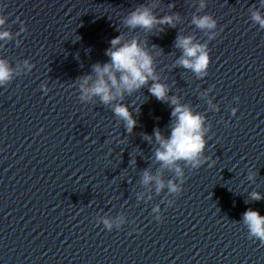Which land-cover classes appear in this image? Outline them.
<instances>
[{
  "label": "clouds",
  "instance_id": "9594fccd",
  "mask_svg": "<svg viewBox=\"0 0 264 264\" xmlns=\"http://www.w3.org/2000/svg\"><path fill=\"white\" fill-rule=\"evenodd\" d=\"M200 7H205L203 2ZM251 18L264 29V15L261 12L253 11ZM178 19V15L158 19L149 7L141 6L130 12L123 22L128 28L139 27L151 31L158 25L175 27ZM5 22V16L0 15V27ZM192 23L201 30H212L217 26L216 20L208 14L193 16ZM159 30L163 31L162 28ZM4 39H11L9 31H0V40ZM110 43L111 47L106 50V55L110 58L109 62L94 64L92 74L82 76L77 81L79 99L82 102L98 100L100 105L111 106L115 117L123 122L124 128L131 134L137 121L129 110V106L123 103L124 97L126 94L131 95L139 91L151 81L148 91L157 100L173 106L171 116L174 118L169 137L165 138L159 128L153 130L152 136L144 134L145 140L152 143L154 137L158 145L154 152L155 161L160 165V169L173 172L177 179L184 176L181 163L198 169L206 159L204 157L207 145L205 117L200 113H194L189 106L180 104L175 96L169 97L170 89L159 82V77L155 73L152 54L147 51L146 46L141 45L137 38L125 41L124 35L121 34L113 38ZM175 46L183 51V55L177 61L179 66L192 70L199 77L207 75L211 57L206 45L194 43L192 37L178 35ZM27 63L25 61L26 65ZM12 77L13 69L5 59H0V86L7 84ZM162 175L159 170L153 174L150 168H146L143 170L141 183L148 186L154 182L157 194L165 188L169 193L174 194L182 191L181 184L184 182L182 179L180 184L172 179L165 182ZM249 179L252 177L250 176ZM251 199L258 201L264 197L259 192H252ZM153 211L159 212V207L154 208ZM155 219L161 221L159 215ZM102 223L107 230L111 231L114 224L120 227L123 218L116 220L104 218ZM243 223L248 229L249 239L255 238L264 244V216L249 208L243 214Z\"/></svg>",
  "mask_w": 264,
  "mask_h": 264
}]
</instances>
